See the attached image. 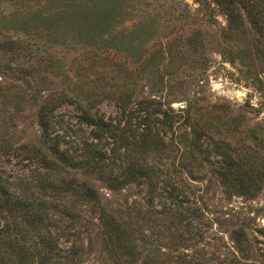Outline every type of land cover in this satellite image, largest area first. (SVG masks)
Returning a JSON list of instances; mask_svg holds the SVG:
<instances>
[{
	"label": "rangeland",
	"instance_id": "obj_1",
	"mask_svg": "<svg viewBox=\"0 0 264 264\" xmlns=\"http://www.w3.org/2000/svg\"><path fill=\"white\" fill-rule=\"evenodd\" d=\"M0 264H264V0H0Z\"/></svg>",
	"mask_w": 264,
	"mask_h": 264
},
{
	"label": "trees",
	"instance_id": "obj_2",
	"mask_svg": "<svg viewBox=\"0 0 264 264\" xmlns=\"http://www.w3.org/2000/svg\"><path fill=\"white\" fill-rule=\"evenodd\" d=\"M85 117L88 119L89 122L94 123L96 126H99L100 127V125H103V121H101V120H98V119H96L94 117H92V118L89 119V117L87 115Z\"/></svg>",
	"mask_w": 264,
	"mask_h": 264
}]
</instances>
